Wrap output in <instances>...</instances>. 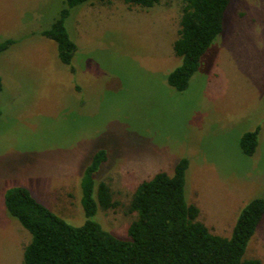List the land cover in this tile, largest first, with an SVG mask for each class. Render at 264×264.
<instances>
[{"label": "rangeland", "instance_id": "obj_1", "mask_svg": "<svg viewBox=\"0 0 264 264\" xmlns=\"http://www.w3.org/2000/svg\"><path fill=\"white\" fill-rule=\"evenodd\" d=\"M65 0H0V264H22L31 234L5 209L3 194L26 187L72 225L84 221L80 174L98 149L94 173L119 201L94 219L116 236L135 217L126 204L137 184L189 161L185 197L212 233L228 236L249 199L264 198V0H230L222 30L202 55L188 86L167 73L183 0L151 7L122 0L70 8L65 26L77 48L63 64L55 42L39 33ZM260 126L245 155L239 139ZM246 257L264 264V215Z\"/></svg>", "mask_w": 264, "mask_h": 264}, {"label": "trees", "instance_id": "obj_2", "mask_svg": "<svg viewBox=\"0 0 264 264\" xmlns=\"http://www.w3.org/2000/svg\"><path fill=\"white\" fill-rule=\"evenodd\" d=\"M104 0H65L58 16L39 33L55 42L59 60L69 65L76 51L65 18L70 8ZM131 5L151 7L160 0H122ZM230 0H183L178 36L172 50L181 58L166 75L169 85L180 91L199 68L202 55L222 30L224 11ZM14 39L0 41V52ZM1 88V77H0ZM260 126L246 130L239 139L241 151L251 155L257 145ZM106 151L98 149L80 174L79 184L84 221L72 225L36 200L20 185L7 188L3 203L7 212L31 234L22 252V264H261L246 257V247L264 215V198L253 197L240 207L228 236L212 233L198 219L199 208L185 197V173L189 161L181 157L172 172L160 170L140 181L132 192L127 212L135 217L126 235L116 236L93 217L97 209H114L119 201L94 173L105 161Z\"/></svg>", "mask_w": 264, "mask_h": 264}]
</instances>
